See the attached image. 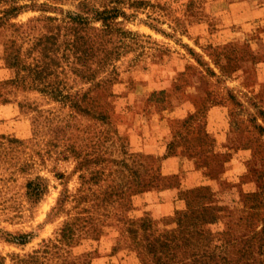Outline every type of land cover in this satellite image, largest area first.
<instances>
[{"label": "rangeland", "instance_id": "rangeland-1", "mask_svg": "<svg viewBox=\"0 0 264 264\" xmlns=\"http://www.w3.org/2000/svg\"><path fill=\"white\" fill-rule=\"evenodd\" d=\"M81 1L0 0V264H264V0Z\"/></svg>", "mask_w": 264, "mask_h": 264}, {"label": "trees", "instance_id": "trees-1", "mask_svg": "<svg viewBox=\"0 0 264 264\" xmlns=\"http://www.w3.org/2000/svg\"><path fill=\"white\" fill-rule=\"evenodd\" d=\"M118 0H104V4L101 6L102 9L98 7H88V5L82 0L78 3L77 12L71 13L69 18L78 22L83 23L89 20H100L106 24L110 19L116 17L119 13L117 8L114 6Z\"/></svg>", "mask_w": 264, "mask_h": 264}]
</instances>
